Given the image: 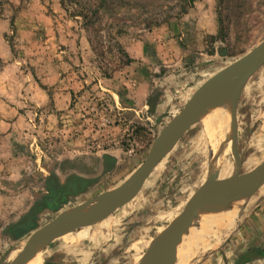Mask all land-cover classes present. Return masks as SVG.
<instances>
[{
	"label": "rangeland",
	"instance_id": "1",
	"mask_svg": "<svg viewBox=\"0 0 264 264\" xmlns=\"http://www.w3.org/2000/svg\"><path fill=\"white\" fill-rule=\"evenodd\" d=\"M185 4L0 0V264L60 212L124 183L205 79L264 39V0H196L183 12ZM252 77L264 81V68ZM230 127L231 115L224 172L212 167L201 117L190 124L138 194L101 222L120 232L104 264L142 262L211 172L231 174ZM253 155L243 172L264 161V148ZM54 186L65 190L63 201L49 198ZM237 204L207 211L176 263L206 264L236 226L244 205L231 224L225 214ZM74 239L73 228L50 240L42 260L76 264Z\"/></svg>",
	"mask_w": 264,
	"mask_h": 264
},
{
	"label": "water",
	"instance_id": "2",
	"mask_svg": "<svg viewBox=\"0 0 264 264\" xmlns=\"http://www.w3.org/2000/svg\"><path fill=\"white\" fill-rule=\"evenodd\" d=\"M263 65L264 39L199 86L184 108L156 136L145 160L124 183L105 194L101 201L64 210L39 227L30 235L25 247L11 264H31L34 256L50 240L78 225L102 220L132 200L156 165L175 147L190 124L221 102L231 115L229 136L230 152L234 161L233 171L223 178L211 172L190 197L185 209L157 238L148 255L140 262L176 264L179 252L192 240L204 213L227 206L238 198H245L264 185V161L243 172L242 157L237 146L238 100L245 85Z\"/></svg>",
	"mask_w": 264,
	"mask_h": 264
},
{
	"label": "crops",
	"instance_id": "3",
	"mask_svg": "<svg viewBox=\"0 0 264 264\" xmlns=\"http://www.w3.org/2000/svg\"><path fill=\"white\" fill-rule=\"evenodd\" d=\"M263 68L264 65L256 73L262 71ZM252 78L243 88L238 100L239 129L237 146L238 144L240 145V134L245 139V148L241 156L242 167L252 162L253 153L259 152V150L264 148V81ZM253 90L256 91L255 96H252ZM241 151H243L242 148ZM244 201L243 211L233 231L220 245L212 247L217 249L203 263L264 264V185L251 195L245 197ZM104 219L91 224L78 225L74 228L75 239L71 250H78L79 253L82 252L80 254L82 256L77 259L76 264H95L91 256H99L98 262L103 264L111 260L113 251L111 244L119 238L120 232L117 229H110L111 226H114L113 223L109 225V228L105 227L101 223ZM31 224L32 222L29 225ZM94 225L97 227L96 230L93 227ZM33 226L35 227L34 223L30 227ZM82 227L88 228L89 237L83 239L78 236L77 230ZM106 235L109 236L104 237ZM47 260L43 256L42 264H60L58 261L54 263L53 259L48 262Z\"/></svg>",
	"mask_w": 264,
	"mask_h": 264
},
{
	"label": "bare ground",
	"instance_id": "4",
	"mask_svg": "<svg viewBox=\"0 0 264 264\" xmlns=\"http://www.w3.org/2000/svg\"><path fill=\"white\" fill-rule=\"evenodd\" d=\"M229 119H230L229 111H227L226 107L221 102H220V104H215L212 108L208 109L201 116V121H202L203 127L205 129V132L207 134L209 141L212 144L213 151H215V155H214L215 163L212 164V167L215 170H219L222 166H223L222 168L225 167L223 165V155H224V150H225V146H227V143L225 144L224 142H225L226 131L228 130V127H229ZM223 171L224 172L228 171L227 167H225V169ZM214 177H216V176L214 175ZM243 199L244 198H238L235 201H233L231 204H228V205H232V204L236 205L238 203L235 209H233V210H231L225 214L226 217L228 218V222L225 224H231L234 221V219L237 217L238 212L240 213L239 210H241L243 205H244ZM209 214L210 213H207V212L204 213L199 225L204 223L206 218L209 217ZM197 229L195 231V234H194L192 240L179 252L178 258H180V260H182L186 256H188L187 255L188 245L194 239H198V236H200L198 234L200 231ZM201 229H202V227H201ZM88 233L89 232H88L87 227H82L81 229L77 230L78 236L80 238H83V239L89 237ZM31 264H42V250L38 251V253L34 256ZM133 264H141V263H140V261H138L136 259ZM176 264H178V263H176Z\"/></svg>",
	"mask_w": 264,
	"mask_h": 264
},
{
	"label": "trees",
	"instance_id": "5",
	"mask_svg": "<svg viewBox=\"0 0 264 264\" xmlns=\"http://www.w3.org/2000/svg\"><path fill=\"white\" fill-rule=\"evenodd\" d=\"M186 1V4L185 5H183L182 6V10H183V12H186L187 10V7L188 6H193V4H194V2L196 1V0H185ZM53 189H54V194L53 195H51V196H49V198L50 197H53V199H54V196L55 195H57L59 198H60V200L61 199H63V197H64V195L66 194V192H65V190H63L61 187H59V186H54L53 187ZM71 190L70 189H68V192H70ZM56 200V199H55Z\"/></svg>",
	"mask_w": 264,
	"mask_h": 264
}]
</instances>
